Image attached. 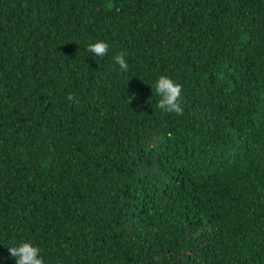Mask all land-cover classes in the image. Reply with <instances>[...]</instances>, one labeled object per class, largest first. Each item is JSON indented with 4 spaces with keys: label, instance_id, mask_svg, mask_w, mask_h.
<instances>
[{
    "label": "trees",
    "instance_id": "obj_1",
    "mask_svg": "<svg viewBox=\"0 0 264 264\" xmlns=\"http://www.w3.org/2000/svg\"><path fill=\"white\" fill-rule=\"evenodd\" d=\"M21 241L44 264H264V0H0V264Z\"/></svg>",
    "mask_w": 264,
    "mask_h": 264
},
{
    "label": "clouds",
    "instance_id": "obj_2",
    "mask_svg": "<svg viewBox=\"0 0 264 264\" xmlns=\"http://www.w3.org/2000/svg\"><path fill=\"white\" fill-rule=\"evenodd\" d=\"M109 45L104 41H97L90 44L87 51L95 56H105L108 53ZM115 63L119 65V69L123 73L129 71V65L125 59V53H118L114 57ZM156 94L160 96L157 103V108L165 113L183 115V108L181 107L182 85L174 82L171 78L161 75L155 83ZM67 99L78 104L79 100L73 95L69 94ZM40 249L34 246L30 241H21L19 245L8 248L10 256L15 258L16 264H44V260L40 255ZM159 262V257L155 258Z\"/></svg>",
    "mask_w": 264,
    "mask_h": 264
}]
</instances>
